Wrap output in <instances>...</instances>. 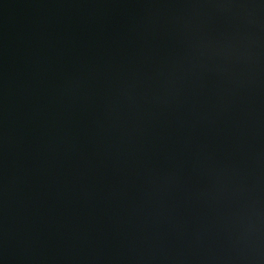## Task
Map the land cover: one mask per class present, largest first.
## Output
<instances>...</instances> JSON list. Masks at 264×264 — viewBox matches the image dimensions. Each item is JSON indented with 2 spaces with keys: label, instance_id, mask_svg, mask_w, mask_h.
Wrapping results in <instances>:
<instances>
[{
  "label": "water",
  "instance_id": "95a60500",
  "mask_svg": "<svg viewBox=\"0 0 264 264\" xmlns=\"http://www.w3.org/2000/svg\"><path fill=\"white\" fill-rule=\"evenodd\" d=\"M0 264H264V0H0Z\"/></svg>",
  "mask_w": 264,
  "mask_h": 264
}]
</instances>
